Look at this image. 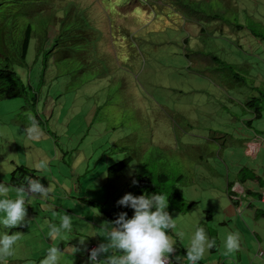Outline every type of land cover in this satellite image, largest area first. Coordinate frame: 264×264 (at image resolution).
Returning <instances> with one entry per match:
<instances>
[{
    "label": "rangeland",
    "instance_id": "obj_1",
    "mask_svg": "<svg viewBox=\"0 0 264 264\" xmlns=\"http://www.w3.org/2000/svg\"><path fill=\"white\" fill-rule=\"evenodd\" d=\"M1 1L0 13L17 24V35L31 28L26 64L14 70L34 90L0 99V183L9 181L15 168L10 162H16L38 171L45 188L52 186L46 200L37 197L27 206L25 226L10 231L0 224L2 234H22L3 264H40L53 245L63 252L106 243L102 225L120 212L129 219L134 215L117 201L125 194L135 196L133 180L142 174L138 165L145 166L142 176L152 177L162 195L179 198L169 200L176 207L167 209L176 219V229L169 231L176 240L170 258L186 257L199 227L215 247L198 263L264 264V217L254 212H264V204L234 192L242 177L264 179V110L254 119L246 104L249 91L221 78L212 59L221 55L230 64L240 54L249 83L264 89V51L235 33L232 20L223 24L225 32L209 35L198 12L217 8L219 0H104L100 5L95 0L93 6L88 0H18L15 8L6 4L14 0ZM81 7L87 8L82 16L88 33L107 22L108 15L130 26L120 29L121 38L112 36L110 48L96 49L91 71H82L84 25L69 19ZM119 88L126 91L123 100L135 98L127 108L119 105L120 96L112 95ZM28 113L39 123L38 138L25 132ZM255 141L260 147L250 154L248 146ZM125 159L138 164L130 161L120 174L106 176L110 164ZM40 161L46 170L36 167ZM228 182L234 183L232 200ZM246 185L256 190L254 183ZM82 196L98 206L85 205ZM9 198H16L14 192ZM250 202L254 209L247 208ZM64 213L73 217L72 231L52 241L48 224L59 226ZM230 233L239 234L240 247L225 255ZM79 239L86 240L84 246ZM86 252L72 255L68 249L59 264H90Z\"/></svg>",
    "mask_w": 264,
    "mask_h": 264
},
{
    "label": "clouds",
    "instance_id": "obj_2",
    "mask_svg": "<svg viewBox=\"0 0 264 264\" xmlns=\"http://www.w3.org/2000/svg\"><path fill=\"white\" fill-rule=\"evenodd\" d=\"M71 1L77 2L76 0ZM88 1H92V6L95 5V0ZM98 1V5H100L104 0ZM81 9L83 11L87 8L82 7ZM82 11L78 12L80 18L77 20L78 23L82 22L84 25L83 52L86 59L85 64H89L91 57L94 55L93 53L98 47L100 48V46H102L104 48H110L109 40L112 39V34H106L107 31L112 29L115 32V37L121 38L122 33L120 32V29H127L130 26H121L115 23L108 15L107 22L98 26L100 31H98L99 35H96L98 36L96 37L93 36L92 31L97 27H93L91 32L88 33L86 29L88 23L83 18ZM98 13V10L93 12V17L97 16ZM115 15L116 14H113V16ZM71 16L72 15L69 16L70 20L72 19ZM3 18L5 20L0 22V25L4 31L2 35L4 39L9 38L7 36L8 30L9 35L15 40L26 39L24 45L28 46V49L32 36L30 26L25 28L22 37L15 32L18 27H16V29H11L8 15L0 13V21ZM16 35L21 39L16 37ZM72 39L76 40L77 37L73 36ZM121 45L124 46V44ZM119 49L125 53L124 48ZM74 57L75 55L73 58ZM25 64L26 62H22L15 65L22 67L25 66ZM14 73L16 78L20 80L15 70ZM13 99H4V101ZM27 115L30 121V126L25 129V132L30 138H38L42 134L39 130V123L31 113H28ZM259 147L260 143L255 141V143L248 146L247 151L250 154H254ZM15 166L12 165V168ZM36 167L40 170H46L47 164L44 161H40ZM25 181L26 183H22L19 186L0 183V213L4 214L3 219L0 220V224L6 229H10V231L29 223L26 221L27 207L25 197H28L29 199L39 197V199L46 200L52 192V186L49 184V186L45 188L40 183L39 179L25 177ZM137 183V181L133 180V185H136ZM245 187L246 185H240L234 188V192L240 194L239 191H241L244 193L243 188L245 189ZM12 192L16 194L15 199L9 198V194ZM261 197L260 203L264 204V193L261 194ZM253 201L254 199L251 202ZM117 205L131 208L134 211V215L129 219L126 212H120L118 213L117 219L112 222H105L100 230L104 232L103 238L106 243H100L98 246L92 244L89 249L79 246L68 247L63 252L58 246L53 245L48 249V252H46L47 256L40 262V264H59L60 257L65 255L68 249L71 250L72 255L81 251H87L86 254L89 256L90 264H199L198 261L203 258L205 251L215 247V241L209 240L205 230L198 227L190 240L186 257L176 256V260L170 258L176 252V240L173 239V236L169 235V231H174L176 229V219H173L167 211L169 203L168 197L165 195L153 194L149 196L142 194L140 196H134L129 193L125 194L122 199L117 201ZM72 219L73 217L64 213L60 218L59 226L49 223L48 238L55 241L56 239L63 238L65 233L71 232L73 228ZM176 235L182 237L183 233H177ZM21 236L22 234L19 232L11 235L5 232L0 236V264H3L8 257L13 255L14 245L17 244ZM85 242V239H79L80 246H84ZM224 246L226 249L224 253L225 255L238 251L240 247L239 234H228ZM102 256L105 258L101 259Z\"/></svg>",
    "mask_w": 264,
    "mask_h": 264
},
{
    "label": "trees",
    "instance_id": "obj_3",
    "mask_svg": "<svg viewBox=\"0 0 264 264\" xmlns=\"http://www.w3.org/2000/svg\"><path fill=\"white\" fill-rule=\"evenodd\" d=\"M3 4H5V1L0 2V8ZM6 4H12L13 6H11L10 8H15L16 5H19V2L18 0H14ZM216 6L218 7L215 9H213L212 7H208L205 8L203 11L198 12V13H202L203 22L206 24V31L209 32V35L214 36L215 34L213 32L216 31H219L221 33L225 32L226 28L223 26V24H226L227 20H232L234 22L235 33L237 34L242 33V38L250 39V43L252 46L256 47L261 52L264 51V0H219ZM5 9H8V7H6ZM80 11H82V9ZM71 15H72L71 16L72 19L70 21L73 24L78 23L77 19L80 18L79 14L73 12ZM4 20L5 19L3 18L1 19L0 22ZM9 23L11 24V29L13 28L16 29V27H18L14 21L9 20ZM80 23L82 24V22ZM93 30H97L95 32L92 31L93 36L99 35L98 31L100 30L98 28H95ZM203 30L204 29H201V31ZM15 32L17 33V31ZM3 33L4 31L2 29V26L0 25V99H13L23 96L24 94L27 93L28 89L30 91L34 90L30 84H28L27 86L23 85L21 81L16 78L14 73L15 64L26 62L28 46L24 45L26 39H21L16 35V37H18L21 40H15L14 38L11 37V35H9L8 30H7V36L9 38L4 39V37L2 36ZM106 34H112V36L115 37V32L112 29L110 31H107ZM21 36L23 37V34ZM73 36L77 37V35H73ZM127 48L128 46L126 47V49ZM220 56L221 55L212 56V59H213L214 67L217 69V72L219 73L221 78L231 81L235 85V88L241 87L246 92L249 91L248 94L249 96L248 95H247L248 97L246 96L247 97L246 104L249 107L253 108L251 109L252 110L251 112L254 114L253 118L256 119L262 117L264 110V89H261L260 87L254 85V83H249L250 78L246 75L247 70L245 68L240 69V66L244 64L243 57L240 54L235 53L233 61L230 64H226L224 61L220 60ZM239 60H241L242 63H240ZM91 70H93V67L91 65L84 64L82 71H91ZM43 73L44 71L41 68V72L39 76L40 79L42 78ZM142 78L145 79L144 74ZM125 92H126L125 89L123 90L122 88H119L116 91V94H112V95L120 96L121 100L119 102V105L124 108H127L128 107L127 104H132L130 100L133 101L135 98L131 97L128 101L123 100L122 95ZM63 161L64 160H62L61 162ZM130 161L134 162L135 160H130ZM130 161L125 159L123 161H118L116 163L110 164L106 168V172H105L106 176L109 177L110 175L112 176V175L120 174L127 167H129V165L131 164ZM135 163L137 162L135 161ZM15 165L16 166L14 170H12V173L8 181L9 185L19 186L22 183H26L25 177H30L32 179H39L40 181L38 171L30 167L23 166L19 163ZM138 168H139L138 170H140L142 174L146 173L145 166L142 165V167L140 168V166L138 165ZM142 174L138 175V178H136L138 183L135 186L136 188L135 196H140L142 194L149 196L153 194H162L159 190V187L155 186V184L153 183V178L150 176L149 177L142 176ZM77 180L78 181L75 183V187L79 186L80 189L81 181L79 179ZM237 183L240 185H245L246 183H255L256 190L253 191L252 189L245 187V189L243 188V192L247 195L248 194L252 195L254 200L260 202L262 198L261 194L264 193V179L255 176H252L251 178L242 177L239 180H237ZM233 185L234 183H229V182L227 183L228 197L230 200L234 198V193L231 192V188L233 187ZM131 187L132 185L129 184L128 188L131 189ZM14 195L16 196L15 193ZM170 195L172 198L170 197ZM170 195L168 196L169 209L176 207L173 204V202L169 201L176 197L173 194ZM80 200L85 205L91 204L96 207L98 206V204L88 200L84 196H82ZM177 201H179L178 197L176 198V202ZM32 205H34V199H31L30 202H27L26 199V207ZM232 205L236 208L238 202L233 201ZM248 208L254 209L251 203L248 204ZM254 212H255V216L264 217V212H260V210H255V209ZM0 235H3L2 232H0Z\"/></svg>",
    "mask_w": 264,
    "mask_h": 264
},
{
    "label": "crops",
    "instance_id": "obj_4",
    "mask_svg": "<svg viewBox=\"0 0 264 264\" xmlns=\"http://www.w3.org/2000/svg\"><path fill=\"white\" fill-rule=\"evenodd\" d=\"M10 164H11V162H10ZM15 164H17L16 162H12V165H14L15 166ZM13 168H11V170H12ZM10 170V171H11ZM6 184H8L9 185V182H8V180H7V182H6ZM246 185V184H245ZM247 186V185H246ZM253 190V189H252ZM254 191V190H253ZM240 192V194H242V195H244L245 193H242L241 191H239ZM239 194V193H238ZM245 198H248V199H250L251 201L253 200V196L252 195H247V194H245Z\"/></svg>",
    "mask_w": 264,
    "mask_h": 264
}]
</instances>
